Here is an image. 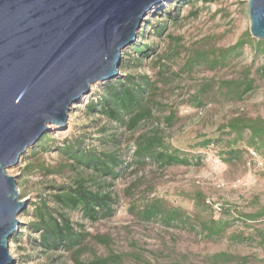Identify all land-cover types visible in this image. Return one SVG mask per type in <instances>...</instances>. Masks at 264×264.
<instances>
[{
    "label": "rangeland",
    "instance_id": "374dc122",
    "mask_svg": "<svg viewBox=\"0 0 264 264\" xmlns=\"http://www.w3.org/2000/svg\"><path fill=\"white\" fill-rule=\"evenodd\" d=\"M256 40L249 32L248 0H164L149 10L135 41L122 50L118 77L92 84L71 108L65 128L50 125L43 143L28 148L17 165L7 168L17 179L20 198L27 201L17 216L20 240L9 241L14 264H76L77 247H44L39 232L30 228L35 206L43 200L83 234L80 261L112 252L121 256L118 264H264V220H232L264 208V150L246 144L248 128L237 138L228 125L234 119L264 123V51ZM141 45L147 46L145 54L136 51ZM233 46L237 48L222 66L210 69L192 59L197 52L212 56ZM189 60L191 69L185 66ZM133 79L144 88L143 101L151 111L134 129L127 127L128 115L120 121L88 110L101 101L108 85ZM225 81L241 88L249 81L252 88L237 98ZM154 130L163 147L188 155L193 164L161 166L147 158L143 165L135 163V140ZM204 139L215 142L202 148ZM228 146L240 152L224 161L220 155ZM75 152L103 158L110 154L118 161L117 173L103 176L83 164L70 168ZM79 176L90 190L110 194L109 213L93 220L55 200ZM153 197L182 209L194 228L140 218L137 211ZM201 223L225 228L219 236H207ZM234 234L246 240L238 242ZM220 252L231 257L215 261L212 256Z\"/></svg>",
    "mask_w": 264,
    "mask_h": 264
},
{
    "label": "water",
    "instance_id": "95a60500",
    "mask_svg": "<svg viewBox=\"0 0 264 264\" xmlns=\"http://www.w3.org/2000/svg\"><path fill=\"white\" fill-rule=\"evenodd\" d=\"M164 0H0V264L27 205L7 173L50 125L119 75L146 13ZM249 32L264 38V0H248Z\"/></svg>",
    "mask_w": 264,
    "mask_h": 264
},
{
    "label": "trees",
    "instance_id": "16d2710c",
    "mask_svg": "<svg viewBox=\"0 0 264 264\" xmlns=\"http://www.w3.org/2000/svg\"><path fill=\"white\" fill-rule=\"evenodd\" d=\"M255 44L258 47L260 46L264 51L263 39L256 40ZM146 48V45L136 46V51L138 54H145ZM236 48V46H233L229 49H219L217 53L212 56L208 55L207 52H197L192 59L197 64H204L212 69L217 66H222L227 56ZM185 66L191 69L193 67L192 60L187 61ZM114 82L119 81L115 80ZM225 84L228 85V87H232L229 92H232L234 97L237 98H241L252 88L249 81H246L243 88L239 85L240 83L235 81H225ZM205 86H209V83L205 84ZM143 92L144 88L141 86V83L134 79L126 83H113L108 85L101 101L97 104L91 103L88 110L90 112L97 110L110 119L120 121H123L124 115H128L126 122L127 127L129 130H132L139 122L151 116L150 109L143 101ZM195 100L197 104H200L199 98L195 97ZM166 119H172V115H168ZM228 125L232 130L236 131L237 138H241L243 129L248 128L250 130V136L246 141V144L253 146L258 152L264 150V123L259 121L246 123L239 121V119H234ZM43 139L44 136H42L34 146H40L43 143ZM213 142H215L214 139H204L199 143V146L202 148H208ZM228 144L230 145V143ZM60 149L66 152L69 148L60 147ZM222 152L223 154L220 156H222L224 161H228V159L236 157L240 151L228 146V148ZM226 156H228V159ZM72 158L74 159L75 164H67L70 168H76V164H83L89 169L100 172L103 176L112 177L117 173L115 166L118 165V161H116L115 157L110 154L104 155L103 158L101 156L86 155L84 153L77 155L75 152ZM134 158V162L140 165H143L146 162V158L154 159L161 166L193 164V159L188 155L179 153L177 150L169 151L167 148L163 147L162 138L156 133V130L151 134H141L137 137L135 140ZM74 182L76 183L74 187L66 188L61 191V193L55 195V200L59 202L61 206L70 209H81L88 218L93 220L96 219L99 214L109 213L111 211V198L109 193L90 190L85 185V178L81 176H79ZM131 206H134V203H132ZM223 210L225 209L220 207L217 208V211L222 212ZM34 212L35 219L30 224V228L35 232H39V240L44 247H63L65 249H73L77 247L74 256L76 264H118L121 260L120 255L111 252L103 257L94 256L86 261H80L78 256L85 248V245L82 244L83 234L75 229L70 219L63 213H58L57 211L53 212L44 200L41 201L39 205L35 206ZM137 212L138 213L136 214L140 218L146 220L153 218L159 219L167 225L184 227V225L187 224L194 228V226L190 224L189 215L184 213L182 209L179 207H168L157 197H153L150 201L144 203L142 208ZM225 212L230 213L228 209L225 210ZM232 220H241L243 223L264 220V208L253 213H239V215ZM200 227V231L205 229L208 230L207 236H219L225 228L223 225H217V223L210 226L201 223ZM97 238L99 239V237ZM232 238L238 242L246 240V237H243L240 234H234ZM11 240H20V234L15 232L11 237ZM230 257V255L224 252L216 253L212 256L215 261H227Z\"/></svg>",
    "mask_w": 264,
    "mask_h": 264
},
{
    "label": "built area",
    "instance_id": "2783aa9c",
    "mask_svg": "<svg viewBox=\"0 0 264 264\" xmlns=\"http://www.w3.org/2000/svg\"><path fill=\"white\" fill-rule=\"evenodd\" d=\"M216 208H219V207H217V206H215Z\"/></svg>",
    "mask_w": 264,
    "mask_h": 264
}]
</instances>
